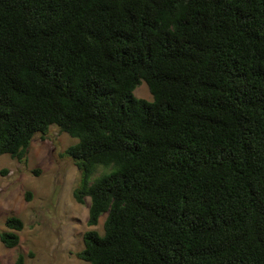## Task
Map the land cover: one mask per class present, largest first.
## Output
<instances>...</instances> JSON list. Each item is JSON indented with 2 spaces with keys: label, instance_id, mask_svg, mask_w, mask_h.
<instances>
[{
  "label": "trees",
  "instance_id": "trees-1",
  "mask_svg": "<svg viewBox=\"0 0 264 264\" xmlns=\"http://www.w3.org/2000/svg\"><path fill=\"white\" fill-rule=\"evenodd\" d=\"M52 125L86 264H264V0H0V154Z\"/></svg>",
  "mask_w": 264,
  "mask_h": 264
},
{
  "label": "rangeland",
  "instance_id": "rangeland-1",
  "mask_svg": "<svg viewBox=\"0 0 264 264\" xmlns=\"http://www.w3.org/2000/svg\"><path fill=\"white\" fill-rule=\"evenodd\" d=\"M134 94L153 100L145 81ZM77 141L53 125L47 133L35 135L25 159L0 154V233L10 216L24 222L17 246L6 247L0 240L1 264H18L20 255L22 264H86L77 256L84 248L83 233H103L106 214L97 225H89L90 198L84 203L74 198L80 171L65 151Z\"/></svg>",
  "mask_w": 264,
  "mask_h": 264
},
{
  "label": "clouds",
  "instance_id": "clouds-1",
  "mask_svg": "<svg viewBox=\"0 0 264 264\" xmlns=\"http://www.w3.org/2000/svg\"><path fill=\"white\" fill-rule=\"evenodd\" d=\"M53 126V125H52ZM78 140V139H77ZM90 198V197H89Z\"/></svg>",
  "mask_w": 264,
  "mask_h": 264
}]
</instances>
